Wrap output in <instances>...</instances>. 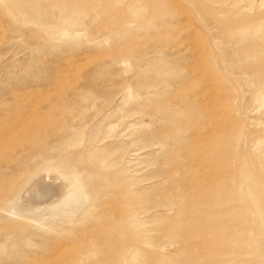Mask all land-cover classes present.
<instances>
[{
  "label": "rangeland",
  "instance_id": "374dc122",
  "mask_svg": "<svg viewBox=\"0 0 264 264\" xmlns=\"http://www.w3.org/2000/svg\"><path fill=\"white\" fill-rule=\"evenodd\" d=\"M0 264H264V0H0Z\"/></svg>",
  "mask_w": 264,
  "mask_h": 264
},
{
  "label": "bare ground",
  "instance_id": "6f19581e",
  "mask_svg": "<svg viewBox=\"0 0 264 264\" xmlns=\"http://www.w3.org/2000/svg\"><path fill=\"white\" fill-rule=\"evenodd\" d=\"M213 101V100H212ZM208 135V134H207ZM69 195V194H68ZM59 246H57V248H58ZM56 249V248H55ZM58 255V254H57ZM59 257V256H58ZM55 259V258H54Z\"/></svg>",
  "mask_w": 264,
  "mask_h": 264
}]
</instances>
